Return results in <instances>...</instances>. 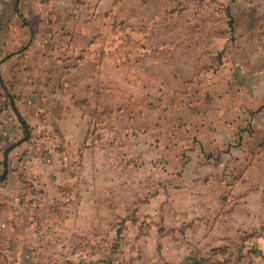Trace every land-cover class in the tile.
<instances>
[{"label": "rangeland", "instance_id": "obj_1", "mask_svg": "<svg viewBox=\"0 0 264 264\" xmlns=\"http://www.w3.org/2000/svg\"><path fill=\"white\" fill-rule=\"evenodd\" d=\"M1 174L0 264H264V0H0Z\"/></svg>", "mask_w": 264, "mask_h": 264}, {"label": "trees", "instance_id": "obj_2", "mask_svg": "<svg viewBox=\"0 0 264 264\" xmlns=\"http://www.w3.org/2000/svg\"><path fill=\"white\" fill-rule=\"evenodd\" d=\"M230 21H231V19H230ZM230 21H229V22H230ZM16 113H17V112H16ZM17 117H18V119H19L21 125H22L23 127H26L24 120L22 119V117H21L18 113H17ZM3 177H4V174H1V175H0V179H2Z\"/></svg>", "mask_w": 264, "mask_h": 264}]
</instances>
